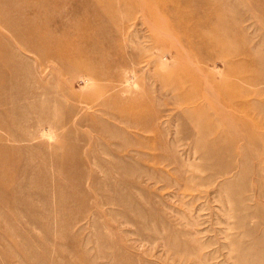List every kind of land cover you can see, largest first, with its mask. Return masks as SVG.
Here are the masks:
<instances>
[{"label":"rangeland","instance_id":"rangeland-1","mask_svg":"<svg viewBox=\"0 0 264 264\" xmlns=\"http://www.w3.org/2000/svg\"><path fill=\"white\" fill-rule=\"evenodd\" d=\"M0 264H264V0H0Z\"/></svg>","mask_w":264,"mask_h":264},{"label":"bare ground","instance_id":"bare-ground-1","mask_svg":"<svg viewBox=\"0 0 264 264\" xmlns=\"http://www.w3.org/2000/svg\"><path fill=\"white\" fill-rule=\"evenodd\" d=\"M179 6H180V5H179ZM179 6H178V8L181 9ZM173 7H174V6H173ZM184 7H185V6H183L182 9H183ZM171 8H172V6H171ZM185 8H186V7H185ZM162 9H163V7H162ZM173 9H177V7H176V8H172V10H173ZM169 10H170V9H169ZM181 11H182V10H181ZM45 40H46V39H44V38L42 37V43H43V41H45ZM54 40H56V39L54 38ZM47 42H48V41H47ZM48 43H49V42H48ZM48 43H47V45H48ZM50 43H51V42H50ZM50 43H49V45H51ZM45 44H46V43H45ZM53 52H54L57 56H59V58L62 59V60L65 59L66 57L70 56V54H71V53H70V50H68V52H69V53H68L67 50H66L64 47H63V48H60V50H57V51H55V49H54ZM71 58H72V57H71ZM72 60H73V59H72ZM72 60H71V61H72ZM73 61H74V60H73Z\"/></svg>","mask_w":264,"mask_h":264}]
</instances>
